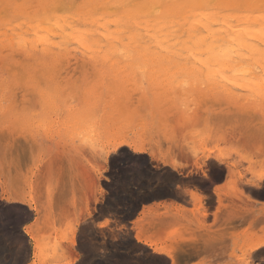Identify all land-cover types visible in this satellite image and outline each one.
Listing matches in <instances>:
<instances>
[{
	"label": "rangeland",
	"instance_id": "rangeland-1",
	"mask_svg": "<svg viewBox=\"0 0 264 264\" xmlns=\"http://www.w3.org/2000/svg\"><path fill=\"white\" fill-rule=\"evenodd\" d=\"M49 65L35 84L0 93V264L33 260L32 210L60 264H248L264 238V95L130 70L117 84L92 63ZM11 114L24 121L19 156L4 137ZM124 147L141 159L110 171Z\"/></svg>",
	"mask_w": 264,
	"mask_h": 264
},
{
	"label": "bare ground",
	"instance_id": "bare-ground-1",
	"mask_svg": "<svg viewBox=\"0 0 264 264\" xmlns=\"http://www.w3.org/2000/svg\"><path fill=\"white\" fill-rule=\"evenodd\" d=\"M0 60L4 95L15 93L24 78L32 83L40 67L76 60L113 75L117 84L130 70L128 75H169L181 84L206 82L217 89L232 84L263 96L264 0H0ZM22 123L17 114L7 117L4 137L10 154L20 155ZM125 141H115L113 148ZM131 147L145 151L142 145ZM39 223L37 218L26 228L34 256L27 264H60L62 257L48 255L47 244L35 233ZM136 238L165 252L140 233ZM262 245L264 238L248 254Z\"/></svg>",
	"mask_w": 264,
	"mask_h": 264
},
{
	"label": "snow or ice",
	"instance_id": "snow-or-ice-1",
	"mask_svg": "<svg viewBox=\"0 0 264 264\" xmlns=\"http://www.w3.org/2000/svg\"><path fill=\"white\" fill-rule=\"evenodd\" d=\"M139 159L141 158L132 156L126 147L120 148L110 155L108 167L110 171L120 173L125 168H131L133 163ZM0 218H2V214H0ZM248 264H264V245L253 252L248 258Z\"/></svg>",
	"mask_w": 264,
	"mask_h": 264
},
{
	"label": "crops",
	"instance_id": "crops-1",
	"mask_svg": "<svg viewBox=\"0 0 264 264\" xmlns=\"http://www.w3.org/2000/svg\"><path fill=\"white\" fill-rule=\"evenodd\" d=\"M143 210H144V207L141 206V207H140V212H139L138 216H136V218H135L134 221H136V220L139 218V216H140L141 212H143ZM32 211H33V219H34V220H32V222H34L35 219H36V217H37V213H36L35 210H32ZM90 220H91V219H90ZM129 222H130V224H132V220H130ZM26 226H27V225H26ZM131 226H132V225H131ZM29 261L31 262V261H32V258H31ZM29 261H28V262H29Z\"/></svg>",
	"mask_w": 264,
	"mask_h": 264
}]
</instances>
